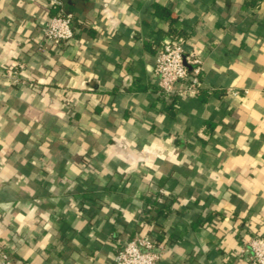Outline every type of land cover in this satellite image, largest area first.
<instances>
[{"label":"crops","instance_id":"crops-1","mask_svg":"<svg viewBox=\"0 0 264 264\" xmlns=\"http://www.w3.org/2000/svg\"><path fill=\"white\" fill-rule=\"evenodd\" d=\"M53 0H0V244L15 264H249L264 224V2L61 0L73 39L38 51ZM200 89L152 75L171 26ZM22 69V83L7 78ZM203 93L205 97H200ZM172 109H168L170 107Z\"/></svg>","mask_w":264,"mask_h":264},{"label":"built area","instance_id":"built-area-1","mask_svg":"<svg viewBox=\"0 0 264 264\" xmlns=\"http://www.w3.org/2000/svg\"><path fill=\"white\" fill-rule=\"evenodd\" d=\"M57 13L43 27L38 51L57 49L73 39L75 17L65 10L61 0H53ZM201 58L194 53H185L181 37H167L154 47L152 75L158 92L169 101L184 95L199 93ZM6 76L13 83H22V69L8 70ZM259 234L253 235L248 244L249 264H264V224ZM161 247L149 238L136 234L120 243L114 252L112 264H158ZM0 264H15L4 246L0 244Z\"/></svg>","mask_w":264,"mask_h":264},{"label":"trees","instance_id":"trees-1","mask_svg":"<svg viewBox=\"0 0 264 264\" xmlns=\"http://www.w3.org/2000/svg\"><path fill=\"white\" fill-rule=\"evenodd\" d=\"M255 3L264 2V0H253ZM154 15L157 16L160 19L166 20L169 22V25L171 26L170 30H168L167 35L172 38H184L185 33L182 31H177L173 28V24L175 23V19L171 16V12L166 7H161L158 5L154 6ZM200 97H205L203 93L199 94ZM170 106V105H169ZM168 109H172L171 106L168 107Z\"/></svg>","mask_w":264,"mask_h":264}]
</instances>
